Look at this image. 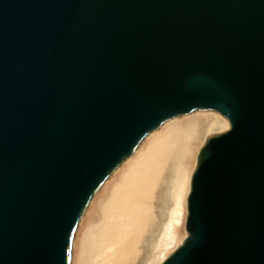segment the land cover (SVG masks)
<instances>
[{
    "label": "water",
    "instance_id": "1",
    "mask_svg": "<svg viewBox=\"0 0 264 264\" xmlns=\"http://www.w3.org/2000/svg\"><path fill=\"white\" fill-rule=\"evenodd\" d=\"M207 119L162 264H264V0H0V264H73L92 201Z\"/></svg>",
    "mask_w": 264,
    "mask_h": 264
},
{
    "label": "bare ground",
    "instance_id": "2",
    "mask_svg": "<svg viewBox=\"0 0 264 264\" xmlns=\"http://www.w3.org/2000/svg\"><path fill=\"white\" fill-rule=\"evenodd\" d=\"M207 119L171 122L95 196L77 232L73 264H162L182 244L190 171L212 135Z\"/></svg>",
    "mask_w": 264,
    "mask_h": 264
}]
</instances>
